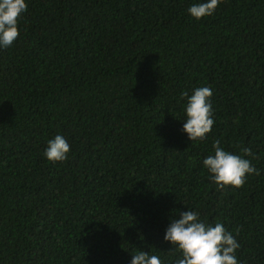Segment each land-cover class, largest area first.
Instances as JSON below:
<instances>
[{
	"label": "trees",
	"instance_id": "1",
	"mask_svg": "<svg viewBox=\"0 0 264 264\" xmlns=\"http://www.w3.org/2000/svg\"><path fill=\"white\" fill-rule=\"evenodd\" d=\"M199 2L26 0L0 47V264H174L164 236L187 210L264 264V0L197 20ZM202 86L215 123L191 141L181 92ZM56 135L65 161L44 156ZM217 139L260 174L218 188L203 166Z\"/></svg>",
	"mask_w": 264,
	"mask_h": 264
},
{
	"label": "clouds",
	"instance_id": "2",
	"mask_svg": "<svg viewBox=\"0 0 264 264\" xmlns=\"http://www.w3.org/2000/svg\"><path fill=\"white\" fill-rule=\"evenodd\" d=\"M222 0H206L191 5L189 14L199 20L214 14ZM26 0H0V47L9 48L19 37L20 19L27 12ZM210 87L202 86L181 92V98H187L183 131L191 141L204 140L211 132L215 123ZM214 155L203 160L210 179L223 189L226 186L241 188L248 175H259L260 172L252 165L251 160L233 154L221 146L219 139L213 142ZM71 145L62 135L48 140L44 156L48 161L61 162L68 158ZM245 156L255 158L251 148L244 147ZM164 240L176 247L182 255L174 264H240L236 251L241 247L235 237L217 222L214 226L200 219L197 211L187 210L179 213L166 229ZM130 264H164L157 255L139 251L133 255Z\"/></svg>",
	"mask_w": 264,
	"mask_h": 264
}]
</instances>
